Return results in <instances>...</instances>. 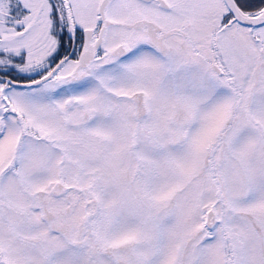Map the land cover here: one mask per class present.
I'll list each match as a JSON object with an SVG mask.
<instances>
[{
	"label": "snow or ice",
	"instance_id": "obj_1",
	"mask_svg": "<svg viewBox=\"0 0 264 264\" xmlns=\"http://www.w3.org/2000/svg\"><path fill=\"white\" fill-rule=\"evenodd\" d=\"M0 264H264V0H0Z\"/></svg>",
	"mask_w": 264,
	"mask_h": 264
}]
</instances>
